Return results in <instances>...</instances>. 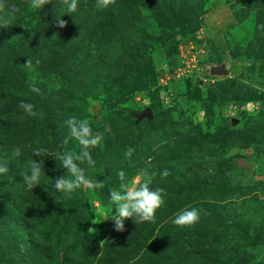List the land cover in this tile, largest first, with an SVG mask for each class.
Returning a JSON list of instances; mask_svg holds the SVG:
<instances>
[{
    "label": "rangeland",
    "instance_id": "374dc122",
    "mask_svg": "<svg viewBox=\"0 0 264 264\" xmlns=\"http://www.w3.org/2000/svg\"><path fill=\"white\" fill-rule=\"evenodd\" d=\"M3 3L0 264H264V0H78L75 13L60 0ZM70 116L102 137L95 165L81 167L104 187L66 198L53 185L67 175L55 154L80 150ZM39 159L45 174L29 190ZM121 170L133 184L155 171L165 199L154 223L127 220L122 233L105 219ZM191 208L198 223H173Z\"/></svg>",
    "mask_w": 264,
    "mask_h": 264
},
{
    "label": "clouds",
    "instance_id": "9594fccd",
    "mask_svg": "<svg viewBox=\"0 0 264 264\" xmlns=\"http://www.w3.org/2000/svg\"><path fill=\"white\" fill-rule=\"evenodd\" d=\"M60 2L67 7L69 13H75L78 8V0H60ZM97 7L107 8L110 5L114 6L116 0H96ZM50 4V0H28V5L32 9H43L45 5ZM5 8L3 0H0V10ZM19 11L18 8L12 6L10 12L15 13ZM0 20H4L0 17ZM56 25L63 29L66 27V21L61 18H55ZM7 24V20H4ZM55 37V35L53 36ZM52 37V38H53ZM39 63V61H37ZM24 67L31 69L32 61L28 59ZM31 91L39 93V89L31 87ZM19 107L23 109L28 115L36 117L37 113L34 111V105L21 101ZM65 124L69 130L70 136L80 146L79 152L65 151L57 152L56 159L61 163V166L67 170L66 176H58L54 180V188L63 194L66 198H71V194L78 189L84 190L102 189L103 182L93 181L86 175L85 169L81 167L82 164H87L89 168L95 165V161L91 155V149L101 144L102 137L98 133H94L88 120H78L75 116H70L66 119ZM46 150L36 149L33 156L41 157ZM134 149L129 147L126 149L125 158L131 163V158ZM22 154L20 147L12 149L11 158L15 159ZM44 160L39 159L30 161L29 172L23 176V181L27 189L32 190L40 185L41 177L44 173ZM9 171L4 163H0V174H6ZM157 173L155 171L149 172L144 170L140 173V182L133 184L131 181H126V174L123 170L118 173L120 178L119 189H112L109 192L110 203L113 205V211L110 218H105L114 222V230L116 232L125 231V221L131 220L134 224L143 222H155L156 212L165 205L164 191L161 188H152ZM161 178H166L170 172L165 169L159 173ZM139 179V178H138ZM200 219L199 210L196 208L184 209L180 211L173 223L179 227H193ZM90 231H92L90 229ZM104 242L101 241V245ZM23 250L24 246L21 245Z\"/></svg>",
    "mask_w": 264,
    "mask_h": 264
},
{
    "label": "water",
    "instance_id": "95a60500",
    "mask_svg": "<svg viewBox=\"0 0 264 264\" xmlns=\"http://www.w3.org/2000/svg\"><path fill=\"white\" fill-rule=\"evenodd\" d=\"M227 71L223 70V71H220L221 74H224L226 73ZM152 118V113L151 112H147V111H144L142 112L139 116H138V119H143V118Z\"/></svg>",
    "mask_w": 264,
    "mask_h": 264
}]
</instances>
